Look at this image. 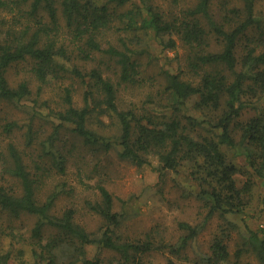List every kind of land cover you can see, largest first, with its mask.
Segmentation results:
<instances>
[{"label": "trees", "instance_id": "1", "mask_svg": "<svg viewBox=\"0 0 264 264\" xmlns=\"http://www.w3.org/2000/svg\"><path fill=\"white\" fill-rule=\"evenodd\" d=\"M154 40L165 48L182 45L181 70L144 63L141 56L152 57ZM22 61L31 62L30 75L11 84L8 70ZM35 79L38 95L63 82L64 106L53 108L59 121L42 140L29 120L26 147L31 149L26 153L24 148V154L14 141L3 147L19 122L0 115V177H10L0 184V216L37 217L31 234L37 264H99V257L87 256L92 243L115 251L120 264H152V257L167 252L186 264H241L245 253L264 264V229L248 225L234 255L222 235L198 258L186 251L213 215L244 216L254 177L264 178L263 0H0V101L28 99ZM74 81L84 88L80 106L73 102ZM136 85L155 89L141 111L124 101V91ZM193 95L202 119L181 111ZM247 108L254 111L249 116ZM95 111L115 119V134L106 136L91 126ZM63 129L77 137L75 147L100 154L116 149L121 159L138 166L156 156L163 175L189 165L193 191L207 208L204 220L180 221L184 232L176 241L154 229L132 237L123 230L126 212L115 208L103 184L100 200L87 201L104 220L99 232L76 221L74 207L57 213L60 192L42 199L39 186L50 166L66 172L69 148L62 142ZM235 150L245 165L237 163ZM239 173L246 175L242 183ZM8 229L19 238L20 228L11 224ZM3 251L6 264L11 249ZM167 264L177 260L169 257Z\"/></svg>", "mask_w": 264, "mask_h": 264}, {"label": "rangeland", "instance_id": "2", "mask_svg": "<svg viewBox=\"0 0 264 264\" xmlns=\"http://www.w3.org/2000/svg\"><path fill=\"white\" fill-rule=\"evenodd\" d=\"M151 50L152 57L150 59L148 54L141 56L145 64L148 63L155 68L164 67L172 72L182 69V65L179 63L184 52L182 45L179 44L176 49L165 48L156 40L152 42ZM30 65L31 62L22 61L10 66L8 78L11 84H17L18 81L29 76ZM67 82L70 80H67L66 84ZM73 83L77 86L72 93L73 102L79 106L83 105L84 88L78 81ZM78 83L79 85H77ZM154 84L157 85L155 87L157 88L158 83L154 82ZM63 85V82L53 83L44 87L42 93L38 95L36 94L38 82L35 79L32 84L33 93L28 99L17 103L0 101V115L5 119L19 122V126L11 134V137H4L2 140L4 148H6L7 142L14 141L23 154L25 151L26 153L30 151L31 148L26 147L27 124L30 119H33V133L39 139L46 138L53 131L55 124L59 121L53 113V108L58 110L64 106ZM127 89L123 93L124 101L134 103L138 111H141L149 90L155 91L153 87L144 85L131 86ZM196 99V95L187 99L181 106V111L202 119L204 114L195 106ZM153 106L157 107V104ZM253 112L251 108H247L245 116H249ZM90 121L91 126L97 132L106 136H112L117 130L115 119L110 115L99 114L98 111H95ZM65 129L61 135L64 146L69 148L67 149L69 151L68 160L65 163L66 172L61 174L50 166L47 180L39 186V197L42 199L53 192H60L55 206L57 213L67 207H74L76 208V221L82 223L87 230L99 232L104 220L88 206L87 201L100 200L98 186L103 184L112 192L115 208L123 209L126 212L127 218L123 230L132 237L154 229V231H160L169 239L176 241L184 232L180 229V221L197 224L204 220L207 208L203 205L204 201L193 191L189 165L181 166L179 171L169 170L163 175L159 170L160 163L156 156L151 157V163L138 166L133 162L121 159L116 149L100 154V152L91 150L90 147L84 145L75 147L78 145L75 140L77 137L72 131L69 129L65 131ZM200 131L204 134L207 133L203 128ZM24 148H26L25 151ZM232 154L237 158L238 164L245 165L246 161L243 155L238 154L237 150L232 151ZM26 160H29L27 155ZM245 177L246 175L239 173V182L242 183V180L244 182ZM8 178L10 177L7 176L6 179L0 177V184H7ZM250 191L252 193L251 205L245 211L244 216L231 213L224 216L213 215L198 237L188 246L186 251L190 256L198 258L205 252H209L216 235L227 238L229 248L234 255L238 243L242 240V232L246 229V225L264 229V178L254 177V184ZM0 217L3 219L0 221V264H3L1 255L4 254V249H11V258L6 264H37L35 260L39 261V259L33 253L32 243L35 239L31 236L37 217L24 214L16 218L8 216L6 213ZM11 224H15L17 229L20 228L19 238L10 234L11 230L8 227ZM49 229L46 228L48 233ZM87 256L94 259L99 257V264H120L115 251L101 248L97 243L87 245ZM169 257H174L177 264L188 263L167 252L166 254H156L155 258L152 257V264H167ZM75 264L83 263L79 261ZM241 264L261 263L253 253H245Z\"/></svg>", "mask_w": 264, "mask_h": 264}]
</instances>
